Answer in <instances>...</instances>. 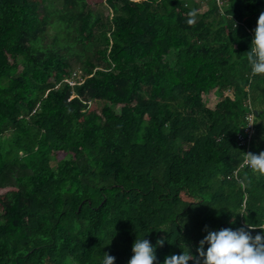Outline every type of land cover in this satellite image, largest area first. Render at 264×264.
<instances>
[{
	"label": "trees",
	"instance_id": "1",
	"mask_svg": "<svg viewBox=\"0 0 264 264\" xmlns=\"http://www.w3.org/2000/svg\"><path fill=\"white\" fill-rule=\"evenodd\" d=\"M204 1L190 25L187 0H100L106 17L90 0H0V264H128L137 238L163 264L198 257L205 226L264 224V175H233L249 105V152L264 151L247 61L264 0Z\"/></svg>",
	"mask_w": 264,
	"mask_h": 264
},
{
	"label": "clouds",
	"instance_id": "2",
	"mask_svg": "<svg viewBox=\"0 0 264 264\" xmlns=\"http://www.w3.org/2000/svg\"><path fill=\"white\" fill-rule=\"evenodd\" d=\"M188 15L187 22L190 25L195 23L196 11L189 12ZM247 61L253 76L264 75V11L258 17L251 47L247 51ZM244 163L252 174L264 175V151L259 154L244 153ZM239 183L247 186L251 183L250 176L245 174ZM255 229L264 232V224L246 223L235 230L222 228L219 231H210L205 226L207 235L199 242L198 257L191 255L188 250L178 255L166 256L163 264H188L190 260L194 264H264V235L253 236L252 231ZM163 244V239L157 241V245ZM205 244L208 245L206 251ZM132 252L128 264H155L157 261L156 249L148 239L137 238L132 245ZM115 259L105 253L102 264H114Z\"/></svg>",
	"mask_w": 264,
	"mask_h": 264
},
{
	"label": "rangeland",
	"instance_id": "3",
	"mask_svg": "<svg viewBox=\"0 0 264 264\" xmlns=\"http://www.w3.org/2000/svg\"><path fill=\"white\" fill-rule=\"evenodd\" d=\"M100 0H90V2L92 4H94V8H96L97 10L101 11L102 16L106 17L107 15H111V9L104 3V2H99ZM188 4L191 5L192 1L196 3V18L198 17V14L202 11H204L207 7L206 3L204 0H187ZM98 2V3H97ZM53 34V29L51 27L47 28V31L45 33V36L43 38V42H49L51 39V36ZM170 63H172V60L174 59V53L171 51L169 52V54L167 55L166 58ZM73 60V73H72V78L71 80H75V79H82L81 76V68H80V62L75 60V57L72 58ZM227 94L231 95V91L230 89H227L225 91ZM203 102L205 105L213 107L215 105V103L218 101V99L220 98V94L218 92V90L216 88L209 90L207 93L203 94Z\"/></svg>",
	"mask_w": 264,
	"mask_h": 264
},
{
	"label": "built area",
	"instance_id": "4",
	"mask_svg": "<svg viewBox=\"0 0 264 264\" xmlns=\"http://www.w3.org/2000/svg\"><path fill=\"white\" fill-rule=\"evenodd\" d=\"M250 111L246 114V125L244 126L242 131H239L236 135L237 143L240 146H243L245 148L244 153H249V144L251 141V138L254 133V123H253V110L252 107L249 105ZM244 157L243 160L240 162L237 168L233 170V175L235 177H238V171L241 167H244Z\"/></svg>",
	"mask_w": 264,
	"mask_h": 264
}]
</instances>
